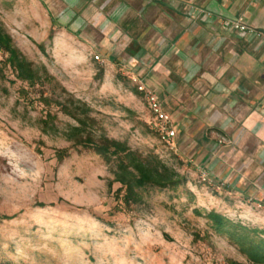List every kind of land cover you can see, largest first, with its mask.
I'll return each mask as SVG.
<instances>
[{"label": "rangeland", "instance_id": "rangeland-1", "mask_svg": "<svg viewBox=\"0 0 264 264\" xmlns=\"http://www.w3.org/2000/svg\"><path fill=\"white\" fill-rule=\"evenodd\" d=\"M81 2L0 0V27L40 74L44 67L53 78L34 89L14 81L0 51V264H253L227 236L215 234L206 215L215 212L264 231V203L254 205L249 196L236 198L232 191L228 195V182L200 164L208 143L215 141L213 157L227 166L234 161L235 175L249 169L251 157L242 150L253 142L239 145L238 139L208 130V121L221 114L214 109L202 114L199 89L191 86L194 93L171 113L186 125L178 131L177 144L169 149L160 143L148 126L147 106L135 93L139 67L127 64L122 39L106 44L109 50L98 46L112 33L104 24L94 26L89 18L74 15L72 7ZM256 4L264 7V0ZM244 48L257 66L248 67L245 57L240 70L263 73L258 59L264 54V37ZM40 94L59 102L71 96L88 110L93 137L125 143L183 182L148 188L140 203L119 211L114 199L119 186L108 188L114 164L75 148L72 128L77 123L56 106L43 107ZM261 104L264 97L258 109ZM237 127L226 131L230 135ZM62 149L68 154L57 164L54 151ZM259 150L264 161V147Z\"/></svg>", "mask_w": 264, "mask_h": 264}, {"label": "crops", "instance_id": "crops-1", "mask_svg": "<svg viewBox=\"0 0 264 264\" xmlns=\"http://www.w3.org/2000/svg\"><path fill=\"white\" fill-rule=\"evenodd\" d=\"M60 1L71 6L78 0ZM81 1L72 7L73 14L89 18L94 26L104 24L112 33L113 38L106 35L105 44L98 43L100 48L109 50L107 45L112 39L123 40L127 64L139 67L136 77L155 91L172 121L176 132L174 145L178 131L186 125L174 120L171 113L174 107L182 109V100L194 93L191 86L199 89L202 114L209 109L221 114L219 120L208 121V130L214 128L227 139H238L239 145L253 142L252 147L242 150L251 157L249 169H237L235 175L231 174L234 161L233 166H227L213 157L215 141L208 143L200 164L214 177L228 182L232 187L227 190L228 195L232 191L236 198L249 196L254 205L264 203V161L259 154L264 147V104L257 107L264 97V72L240 70L245 57L250 60L248 67L257 66V59L253 60L244 47L264 37V7L257 6L256 0ZM235 19L245 22L257 36L242 38L222 27L225 21ZM261 56L258 63L264 69V54ZM233 125L238 126V132L229 135ZM227 128H231L229 133Z\"/></svg>", "mask_w": 264, "mask_h": 264}, {"label": "trees", "instance_id": "trees-1", "mask_svg": "<svg viewBox=\"0 0 264 264\" xmlns=\"http://www.w3.org/2000/svg\"><path fill=\"white\" fill-rule=\"evenodd\" d=\"M0 51L5 55V64L9 67L14 81L26 84L30 89L51 84L53 78L42 67V74L32 63L13 46L9 35L0 27ZM14 81H11L13 83ZM64 92V90L62 89ZM24 94L25 91H21ZM135 93L140 96L135 88ZM43 107L56 106L62 114L73 119L77 125L72 128V140L75 148L87 149L98 155L106 164H114V179L108 183L110 189L113 184L119 187L114 193L115 201L120 202L119 211H128L132 205L142 201V193L148 188L176 187L183 181L174 171L165 165L157 163L150 165L138 153L131 150L125 143H121L105 136L93 137L89 131L88 110L69 96L59 102L42 94L37 99ZM78 114L80 116H78ZM48 117L49 115L46 114ZM149 126V125H148ZM67 150H55L54 157L57 164L67 157ZM211 228L218 236H227L253 264H264V231L248 229L242 224L232 223L225 216L215 212L206 215ZM229 264H236L230 262Z\"/></svg>", "mask_w": 264, "mask_h": 264}, {"label": "built area", "instance_id": "built-area-1", "mask_svg": "<svg viewBox=\"0 0 264 264\" xmlns=\"http://www.w3.org/2000/svg\"><path fill=\"white\" fill-rule=\"evenodd\" d=\"M222 27L229 32L237 33L242 38H252L257 36L256 31L242 22L241 19L225 21L222 24ZM95 59L99 60L97 56ZM134 81L137 92L141 95L147 106L149 112V128L151 132L160 143L166 145L169 149H173L175 147L173 141L176 132L168 113L165 111L159 100L158 95L155 91L144 85V83L139 79H134ZM206 178V176L202 175L203 182H209Z\"/></svg>", "mask_w": 264, "mask_h": 264}]
</instances>
